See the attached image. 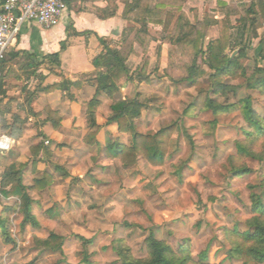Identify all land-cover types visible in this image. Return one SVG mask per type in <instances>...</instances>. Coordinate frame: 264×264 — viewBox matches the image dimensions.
Wrapping results in <instances>:
<instances>
[{"label":"rangeland","instance_id":"obj_1","mask_svg":"<svg viewBox=\"0 0 264 264\" xmlns=\"http://www.w3.org/2000/svg\"><path fill=\"white\" fill-rule=\"evenodd\" d=\"M257 1L233 0L230 14H186L192 24L205 29L202 49L206 50L209 42L219 37L218 24L225 17L232 24L235 39L241 20L248 18L245 13L254 3L256 14L249 16L256 19L252 29L257 36L252 38L251 30L242 46L234 45L227 51L240 63L237 77L218 79L235 90L224 95L215 92L218 80L206 67L204 57L196 56L190 28L181 29V44L167 42L165 31L170 21L167 29L150 25L148 45L129 57L127 64L135 79L132 86L127 84L131 89H121L115 100L101 96L103 105L97 113L101 143L91 146L84 142L89 131L85 111L74 123L67 117L65 129H56L53 124L48 128L46 121L43 123L47 112L39 102L36 109L40 115L31 116L26 126L21 124V135L12 127L13 116H4L6 124L0 125V132L15 142L8 154L27 165L24 184L31 186L43 178L46 170L44 166L37 170L39 162L49 167L53 183L40 194L32 193L38 229L22 227L21 215L10 214L14 244L7 245L0 238V264H86L85 260L89 264H121L114 250L117 241H123L136 259H146V240L151 233L175 253L187 248L196 262L206 258L209 264L243 263L229 251L235 242L233 232L248 231V223L255 216L252 196L264 200V140L251 145L247 136L251 128L241 110L215 115L210 101L223 107L250 98L254 111L264 117V88L250 89L246 81L257 67L264 68L259 54L264 45V14ZM76 7L79 5L74 2L68 10ZM173 30L171 27L170 33ZM119 43L114 41V45ZM195 59L201 72L191 83L186 78ZM138 75L148 80L140 81ZM13 84L11 90L21 91ZM28 87L14 98L26 101L31 93ZM124 98L144 104L141 117L135 120L139 133L153 135L177 125L165 166L152 167L140 157L136 166L125 168L106 155L108 145L131 140L130 135H119L116 125L107 122L110 105ZM16 104L6 110L21 112ZM3 126L8 129L3 130ZM240 146L250 149L255 157L241 153ZM242 168L249 173L235 176L234 170ZM2 175L0 172V187ZM17 202L16 198L1 199L0 210ZM56 203L64 211L55 221L46 212ZM51 234L64 237L62 252L37 250L34 238L46 239Z\"/></svg>","mask_w":264,"mask_h":264},{"label":"trees","instance_id":"obj_2","mask_svg":"<svg viewBox=\"0 0 264 264\" xmlns=\"http://www.w3.org/2000/svg\"><path fill=\"white\" fill-rule=\"evenodd\" d=\"M65 1L70 5L74 0ZM145 1L123 0L125 4L123 18L130 23V26L123 31L120 48L111 46L112 44L104 38H98L104 48V52L97 56L92 63L97 71L96 78L93 80L97 90L96 95L88 103L86 114L89 132L84 139V142L91 146L98 144L97 138L102 130V126L98 123L97 119L98 110L102 106L100 96L103 94L107 98L115 100L116 95L119 94L124 85L135 81L134 74L131 73L127 62L132 54L137 53L138 48L143 49L148 45L150 25H157L167 29V23L172 21L169 28L165 31V36L169 37L167 42L170 45L174 43L181 44V29L190 28L188 33L189 35L191 33L194 35L193 44L196 56L204 57L206 67L214 73V77L218 80L224 77H237L240 63L237 59H232L227 54V51L234 45L242 46V41L245 39L247 33L250 34L249 32L254 30L252 27H254L256 22V19L249 16V14H256L253 3L252 8L245 13L248 14V18L241 20V26L237 31L235 39L232 37V31L234 30L232 24L225 17L218 24L219 37L210 41L207 49L203 50L202 40L205 29L192 24L187 18L186 14L194 13L195 10L187 6L186 0H157L152 8L144 9ZM256 5L261 8V12L264 14V0H258ZM231 7L226 1L217 0V8L220 10V13L230 14L232 12L231 9H234ZM115 13L116 11L111 7V10L103 11L99 15L102 19H106L114 17ZM137 25H140V28H137ZM171 27L174 30L170 33ZM66 32L69 37L81 35L73 26L67 27ZM89 34L87 32L82 35L88 36ZM256 36V31H253L251 37ZM174 37L176 38L174 39ZM245 48H241V51H244ZM61 49L62 51L66 49L64 42L61 43ZM259 54L264 60V45L260 47ZM29 60L30 62H27L26 67L28 72L30 69H33L29 73L31 77L36 75L39 68L45 64H51L57 69L61 68L60 53L45 56L41 61L33 57H30ZM5 61L0 62V96L6 95L2 75ZM200 72L195 59L189 68V75L186 79L192 83ZM57 76L62 78L63 82L49 86L43 91L52 93L61 90L64 94L71 97V87L77 85V83L64 79L61 73H57ZM138 79L140 81L148 80L145 76L141 75H138ZM246 81L247 87L250 89H263L264 68L257 67L254 74L248 77ZM214 89L216 93L224 95L228 90H235L236 88L218 80ZM2 102V99H0V125L6 124L4 116L11 113L10 110H6L7 108L1 107ZM32 102L33 96L26 100L29 114H34L31 106ZM210 106L214 109L215 115L229 113L237 109L241 110L244 119L251 128V132L247 133L251 145L264 140V117H260L254 111L250 98L241 100L237 105L223 107L214 101H210ZM143 107V102H140L138 99L128 100L126 98L114 101L110 105L111 117L107 121L108 124L116 125L119 134L122 136L130 135L131 140L128 144L114 142L104 150L109 159L120 161L125 168L136 166L140 157H143L152 167L160 168L165 166L174 134L178 129L176 124H172L160 129L153 135L139 133L136 130L135 120L141 117ZM46 112L47 118L45 121L51 122L54 128L58 129L63 121L62 117L51 107H47ZM12 116V127L21 135V124L22 126L26 125L28 115L25 118L18 114H13ZM3 127L2 129L5 131L8 129L6 126ZM240 151L243 154L254 156V152L245 147L240 146ZM48 153L46 149V154ZM26 166L25 163L17 161V159L8 153L0 151V168L5 169L1 178L0 208L1 199L10 200L16 198L19 200L14 207H5L0 210V238L7 245L14 244L10 233V214L17 212L21 215L23 221L22 227L32 226L34 229H38L40 224L34 214L36 200L32 197V193L40 194L53 183V176L46 173L43 178L34 180L31 186H26L23 174ZM56 170L59 171L60 168L56 167ZM247 173H249V170L246 168L234 170V175L237 177ZM252 197L253 213L255 216L248 223V231L239 233L235 230L233 232L235 242L229 251V255L241 259L242 264H264V200L261 196L253 195ZM63 211L62 205L56 203L46 214L49 219L56 221L61 218ZM64 242V237L57 234H51L46 239L34 238L35 248L39 251L62 252ZM122 243L123 241H117L114 244V250L121 264H209L206 258H201L198 262L194 261L185 247H181V250L175 253L168 244L158 240L154 233H151L146 240L148 249V257L146 259H136L131 254L130 249L123 246ZM85 263L89 264L88 260H85Z\"/></svg>","mask_w":264,"mask_h":264},{"label":"crops","instance_id":"obj_3","mask_svg":"<svg viewBox=\"0 0 264 264\" xmlns=\"http://www.w3.org/2000/svg\"><path fill=\"white\" fill-rule=\"evenodd\" d=\"M156 1L146 0L143 8H152ZM186 1L187 6L195 10L194 13L190 14H206V12L210 14H222L217 11V0ZM224 1L231 5L233 0ZM74 2L79 7L67 10L60 25L56 28L47 30L36 23H26L22 27L17 43L11 47L7 55L4 72L2 74L6 95L0 96V99L3 101L1 107L10 108L12 107L11 105L18 102L16 105L21 108V112L15 110L16 112H11V115H24L23 118L28 115V119L31 116H39L41 111L37 110L36 106H38L39 102H43L44 110L47 107H51L62 117L63 121L59 129H65L67 117H72L74 123V120L83 111L87 113L88 103L96 95L97 90L95 82L93 81L96 78L97 71L92 63L97 56L104 52V48L98 38H104L112 44L111 46L120 48L123 31L130 26V23L123 18L125 11L123 0H74L72 3ZM111 7L116 11L115 16L102 19L99 14L108 9L111 10ZM69 26H73L81 35L69 37L66 32ZM87 32L90 33L88 36L82 35ZM39 39H41V43ZM117 40L120 41V45H114V41ZM62 42L66 44L64 51L61 49ZM56 53H60V69H57L51 64H45L39 68L36 75L33 77L29 76V73L33 71V69H30L28 72L26 67L27 62H30V57L37 58L38 61H41L43 57ZM55 73H61L64 79L77 83V85L71 87V97L64 94L61 90L52 93L43 91L49 86L63 82L62 78L57 76V74L55 75ZM11 83H15L13 85H17L19 88L21 87V91L18 88L11 90ZM129 84L132 86V83ZM27 85H29L28 90L31 91L28 99L33 96L31 106L34 114H29L27 108L28 103L24 104L26 101H23L21 98L18 100L14 98L15 95H19L24 89H27ZM131 86L128 87L126 84L122 90H130ZM101 96L105 95L102 94ZM101 96L100 100L103 105ZM89 97L90 99H88ZM86 101L88 102L86 103ZM45 120L46 118L43 119V123ZM29 122H32V120L30 119ZM46 124L49 128L52 123L46 122ZM97 139L98 144L101 143L100 138L98 137ZM22 156L25 157L24 154ZM42 166L46 170L44 175L48 173L53 176L49 167H46L44 163L39 162L37 170L41 171ZM4 170V168H0V172L3 173Z\"/></svg>","mask_w":264,"mask_h":264},{"label":"built area","instance_id":"obj_4","mask_svg":"<svg viewBox=\"0 0 264 264\" xmlns=\"http://www.w3.org/2000/svg\"><path fill=\"white\" fill-rule=\"evenodd\" d=\"M68 4L65 0H1L0 1V62L6 60L17 43L22 27L36 23L50 30L60 25ZM14 140L0 132V151L9 153Z\"/></svg>","mask_w":264,"mask_h":264}]
</instances>
